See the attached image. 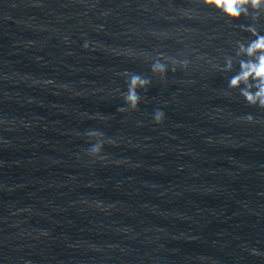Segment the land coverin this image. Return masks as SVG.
Here are the masks:
<instances>
[{
  "label": "water",
  "instance_id": "water-1",
  "mask_svg": "<svg viewBox=\"0 0 264 264\" xmlns=\"http://www.w3.org/2000/svg\"><path fill=\"white\" fill-rule=\"evenodd\" d=\"M252 23L200 0H0V264H264V109L228 88L238 64L208 63ZM159 53L189 67L154 75ZM125 72L151 83L122 113Z\"/></svg>",
  "mask_w": 264,
  "mask_h": 264
},
{
  "label": "clouds",
  "instance_id": "clouds-1",
  "mask_svg": "<svg viewBox=\"0 0 264 264\" xmlns=\"http://www.w3.org/2000/svg\"><path fill=\"white\" fill-rule=\"evenodd\" d=\"M200 3L209 8H214L230 21L240 20L241 17L250 18L253 21L252 24L241 25V27L244 31L251 33L252 37H255L254 39L236 40L235 55L226 56L222 65L213 63L212 60H208V63L211 64L213 69L225 73L234 72V65L238 64V70H235V74L228 80V88L238 89L239 94L248 105L264 109V34H261L257 27V22L261 17H264V0H200ZM191 11L185 10L184 14L191 15ZM100 27L102 28V26ZM83 46L87 49L89 43L86 41ZM201 59H204V57H201ZM165 62L171 63L173 71L177 67L187 69L190 64L187 59L178 60L159 53L151 66L152 73L163 78L168 71V64ZM123 75L127 77V92L122 93V96L128 107L119 108L118 111L122 113L137 109L142 99L137 90L147 88L151 83L149 78L136 73L125 72ZM45 83L51 84L54 82L49 80L45 81ZM99 118L104 119L103 116H99ZM240 119L254 122V117L251 114ZM153 120L156 124H161L164 120V113L159 110L156 111ZM87 135L96 139V142L87 150V154L101 160L105 159L104 156L100 155L103 145L105 143H116L111 138L102 139L104 134L100 131H89ZM207 140L212 143L211 137H208ZM115 163L119 164L121 161H116ZM96 206L100 207L99 204ZM43 234L46 235V233ZM251 252L253 255H260L256 249H252Z\"/></svg>",
  "mask_w": 264,
  "mask_h": 264
}]
</instances>
